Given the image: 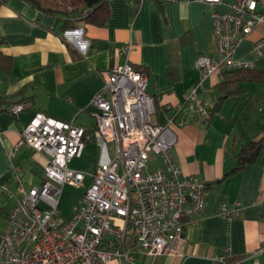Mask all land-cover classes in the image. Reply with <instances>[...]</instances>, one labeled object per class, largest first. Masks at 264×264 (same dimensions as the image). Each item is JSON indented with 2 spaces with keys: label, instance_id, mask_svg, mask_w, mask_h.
<instances>
[{
  "label": "crops",
  "instance_id": "obj_1",
  "mask_svg": "<svg viewBox=\"0 0 264 264\" xmlns=\"http://www.w3.org/2000/svg\"><path fill=\"white\" fill-rule=\"evenodd\" d=\"M231 2L147 0L135 12L136 3L109 0V14L101 25L79 14L71 16L74 27L63 29L61 17L45 15L24 0H2L0 232L5 228V214L18 204L24 191L46 181V156L27 144L18 145L26 126L37 113H43L92 130L96 124L92 99L106 84V74L125 63L121 47L133 42L129 61L147 76L148 92L156 99L154 122L165 124L175 112L178 120L186 118L176 127L177 142L172 148L176 166L184 176L198 177L210 186L203 216L192 217L185 226L181 253L157 258L137 254L132 264H213L226 248L241 257V264H264V149L224 183H213L238 166L235 153L251 139L247 135L252 122L238 126L240 113L247 114L251 108L250 102H242L248 85L246 89L237 83L219 87L223 77L218 74L201 82L196 68L200 55L216 49L212 14L229 11ZM261 36L264 26L241 43L235 58L254 61L257 69L259 58L252 50ZM228 87L242 91L227 98L210 121L197 114L188 116L186 93L196 88L203 105L212 108ZM17 104L26 107L14 113L12 107ZM113 154L112 144L100 148L94 140H86L81 154L69 163L86 177L79 187H62L58 198L61 219L72 216L92 184V174ZM151 164L156 170L162 162L152 155ZM108 264L119 262L113 259Z\"/></svg>",
  "mask_w": 264,
  "mask_h": 264
},
{
  "label": "built area",
  "instance_id": "obj_2",
  "mask_svg": "<svg viewBox=\"0 0 264 264\" xmlns=\"http://www.w3.org/2000/svg\"><path fill=\"white\" fill-rule=\"evenodd\" d=\"M212 17L216 49L197 58L201 82L225 69L255 67L254 61L236 59L235 53L254 30L264 26V0H232L229 11L214 12ZM134 46L129 42L121 47L125 63L106 74V84L92 99L96 143L100 148L112 144L114 154L92 174V184L67 220L59 216L58 198L64 185L79 187L86 177L69 167L83 151L85 129L43 113H37L24 129L18 145L27 144L46 156V181L24 191L7 215L0 232V264H108L113 259L132 264L138 252L181 253L182 220L202 215L206 187L201 180L183 178L176 166L172 148L177 133L170 118L165 124L153 120L156 104L147 92V76L129 61ZM252 51L256 58H264V37L254 42ZM185 100L191 111L209 117L196 88L185 94ZM25 107L17 104L12 111ZM152 155L162 162L156 170H152ZM128 230L133 233L130 238ZM107 238L134 240V246L105 249Z\"/></svg>",
  "mask_w": 264,
  "mask_h": 264
},
{
  "label": "trees",
  "instance_id": "obj_3",
  "mask_svg": "<svg viewBox=\"0 0 264 264\" xmlns=\"http://www.w3.org/2000/svg\"><path fill=\"white\" fill-rule=\"evenodd\" d=\"M1 1L2 0H0V2ZM24 1H26L27 3L32 5L34 8L38 9L39 11L43 12L45 15L63 18L64 20L62 21L63 29H67V28H71L75 26V24L73 23L74 19H71V16L76 17V15L80 14L79 17L85 19L86 21L95 22L101 25L109 14L108 6H107L109 0H24ZM132 3H136L135 12H139V9L141 8V4L138 3V1L136 0L133 1ZM221 75L223 79L220 81L219 87L221 86L223 87L225 85L240 82L242 79H248L251 81H255V82L258 81V82L264 83V70L256 69V67L225 69L221 73ZM241 91H242L241 89H236V88L231 89L230 87H228L227 89H225V93L219 96V100L216 106L212 108L206 107L202 103L203 108L207 110L209 114L208 118H204L198 110L191 111L190 108H188V116L190 117L193 114L195 115L197 114L199 115L201 119L205 121H210L215 111L218 110L219 106H221V104L227 98H229L232 94L237 95ZM186 103L188 104L187 101ZM155 104H156V99H155ZM169 108L171 109V107ZM176 114L177 112H175L174 114H172V116L169 117L173 122L172 127L175 129V131H176V127L186 120V118L185 120H180V119L178 120V116ZM95 130H96V124L92 130H89V131L85 130V135L83 138L84 145L86 143V140L88 139L89 140L92 139L96 143ZM263 149H264V123H262L259 126L258 131L253 135V137L250 140L244 142L241 146V149L237 153H235V156L239 161L238 166L234 167L229 173L223 175L222 178H219L213 183H219V184L224 183V181H226L231 175L243 169L247 163L253 162L256 159V157L260 154V152H262ZM95 172L93 174H95ZM182 177L189 179V180L191 179L200 180V178L198 177H191V176L186 177L183 175V173H182ZM92 180H93V176H92ZM203 183L206 187L205 201L207 205V192H208L210 183H207L205 181H203ZM205 211H206V206H205L204 212ZM204 212L199 218L203 216ZM2 213L3 212L0 211V217ZM8 214L9 213L5 215L7 216ZM191 219L192 217H186L182 220L183 221L182 234H184L185 226L188 223H190ZM128 229L130 230L131 226H129ZM129 232H128V235L133 234ZM130 235H129V238H130ZM133 242L131 243V241L128 242V240L124 241L122 239L107 238L102 246L105 249H109V250H116V249L123 250V249H127L128 247H133L134 246ZM137 254H141V253L139 252L135 253L134 259ZM150 257L157 258L159 256H150ZM239 259H241V257L233 255L232 253H230V250L226 248V249H223L222 253L214 261L213 264H241L240 262H238Z\"/></svg>",
  "mask_w": 264,
  "mask_h": 264
},
{
  "label": "rangeland",
  "instance_id": "obj_4",
  "mask_svg": "<svg viewBox=\"0 0 264 264\" xmlns=\"http://www.w3.org/2000/svg\"><path fill=\"white\" fill-rule=\"evenodd\" d=\"M261 37H264V36H261ZM257 40H259V38ZM257 69L264 70V59L263 58H259V62H257ZM212 76L213 75H210L209 77H212ZM245 84L248 85V90L242 94V97H243L242 102H245V101L250 102L251 108L247 114L240 113V121H239L238 126L241 127L243 123H245L246 125L248 121L250 123L252 122L249 127V134L247 135V138H252L253 136H251L250 133L253 132V130L259 129V126L262 124V123L260 124V120L262 117H264V83L246 80V81L237 82V87L241 89L242 88L246 89ZM255 90H257L258 93H255ZM147 92H148V89H147ZM244 117L246 120L243 119ZM253 121H255L256 124H253ZM0 230H2L1 223H0Z\"/></svg>",
  "mask_w": 264,
  "mask_h": 264
}]
</instances>
